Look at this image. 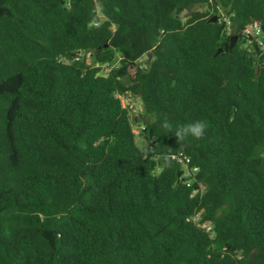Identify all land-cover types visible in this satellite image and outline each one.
Here are the masks:
<instances>
[{
    "label": "trees",
    "instance_id": "1",
    "mask_svg": "<svg viewBox=\"0 0 264 264\" xmlns=\"http://www.w3.org/2000/svg\"><path fill=\"white\" fill-rule=\"evenodd\" d=\"M257 24L264 0H0V264H264Z\"/></svg>",
    "mask_w": 264,
    "mask_h": 264
},
{
    "label": "rangeland",
    "instance_id": "2",
    "mask_svg": "<svg viewBox=\"0 0 264 264\" xmlns=\"http://www.w3.org/2000/svg\"><path fill=\"white\" fill-rule=\"evenodd\" d=\"M198 9L200 11H205L206 6H200L198 7ZM224 18L227 17L225 16ZM151 60H152V54H146L141 58L140 64L143 66H148ZM121 99L125 107H130V106L133 107L132 109H130L131 110L130 118L135 131V137H136L135 142L140 149L144 150L147 147V143L143 135V128L145 124L152 121V117H150L145 113L143 103L137 95L129 93L124 95ZM157 172H159V170H157Z\"/></svg>",
    "mask_w": 264,
    "mask_h": 264
},
{
    "label": "clouds",
    "instance_id": "3",
    "mask_svg": "<svg viewBox=\"0 0 264 264\" xmlns=\"http://www.w3.org/2000/svg\"><path fill=\"white\" fill-rule=\"evenodd\" d=\"M161 126L168 133H173L178 143L186 141L189 137L195 140H201L205 137L208 128L207 122L202 120L174 126L170 121L165 119ZM145 151L147 153L151 151V149H146ZM158 159L162 160L166 167L171 162V154H158Z\"/></svg>",
    "mask_w": 264,
    "mask_h": 264
},
{
    "label": "built area",
    "instance_id": "4",
    "mask_svg": "<svg viewBox=\"0 0 264 264\" xmlns=\"http://www.w3.org/2000/svg\"><path fill=\"white\" fill-rule=\"evenodd\" d=\"M250 34L253 35V37L257 40V42H259L262 46H264L263 40L261 39V36H263V33H262V31H261V29H260V27H259L258 24L257 25H254L253 27H250L249 29H247L245 31V35L246 36H249ZM128 108L129 109H132L133 107L130 106ZM187 166H188V163H185V166L184 167L187 168ZM196 171H197L196 168H194L193 170H191L192 173H195ZM193 220L196 221L197 218L195 217ZM203 226L204 227H207L208 230H211L212 229V225L210 223H208V222L204 223Z\"/></svg>",
    "mask_w": 264,
    "mask_h": 264
},
{
    "label": "water",
    "instance_id": "5",
    "mask_svg": "<svg viewBox=\"0 0 264 264\" xmlns=\"http://www.w3.org/2000/svg\"><path fill=\"white\" fill-rule=\"evenodd\" d=\"M218 20V15H215L212 19H210V22H216ZM233 45H227L225 48H219L218 51L215 52V55L221 54L223 51H229L230 48H232Z\"/></svg>",
    "mask_w": 264,
    "mask_h": 264
}]
</instances>
